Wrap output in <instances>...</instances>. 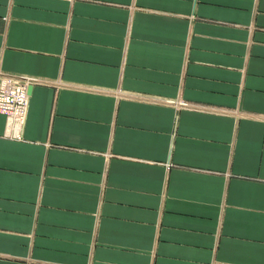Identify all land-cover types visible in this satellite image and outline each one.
<instances>
[{
	"label": "crops",
	"instance_id": "crops-1",
	"mask_svg": "<svg viewBox=\"0 0 264 264\" xmlns=\"http://www.w3.org/2000/svg\"><path fill=\"white\" fill-rule=\"evenodd\" d=\"M3 81L0 264H264V0H0Z\"/></svg>",
	"mask_w": 264,
	"mask_h": 264
},
{
	"label": "built area",
	"instance_id": "built-area-1",
	"mask_svg": "<svg viewBox=\"0 0 264 264\" xmlns=\"http://www.w3.org/2000/svg\"><path fill=\"white\" fill-rule=\"evenodd\" d=\"M26 103V86L11 81H3L0 84V113L21 121Z\"/></svg>",
	"mask_w": 264,
	"mask_h": 264
},
{
	"label": "bare ground",
	"instance_id": "bare-ground-1",
	"mask_svg": "<svg viewBox=\"0 0 264 264\" xmlns=\"http://www.w3.org/2000/svg\"><path fill=\"white\" fill-rule=\"evenodd\" d=\"M21 130V129H20Z\"/></svg>",
	"mask_w": 264,
	"mask_h": 264
}]
</instances>
